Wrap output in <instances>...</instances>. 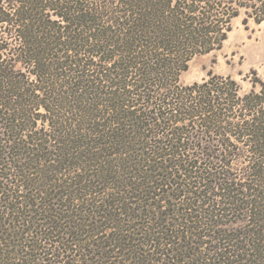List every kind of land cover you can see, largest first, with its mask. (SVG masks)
I'll use <instances>...</instances> for the list:
<instances>
[{
	"label": "trees",
	"instance_id": "1",
	"mask_svg": "<svg viewBox=\"0 0 264 264\" xmlns=\"http://www.w3.org/2000/svg\"><path fill=\"white\" fill-rule=\"evenodd\" d=\"M240 14L0 0V264H264V81H179Z\"/></svg>",
	"mask_w": 264,
	"mask_h": 264
},
{
	"label": "rangeland",
	"instance_id": "2",
	"mask_svg": "<svg viewBox=\"0 0 264 264\" xmlns=\"http://www.w3.org/2000/svg\"><path fill=\"white\" fill-rule=\"evenodd\" d=\"M244 14L231 21V31L219 50L192 58L187 70L180 74L182 85L200 83L209 74L230 76L247 93L256 78L264 81V25L249 20L242 24Z\"/></svg>",
	"mask_w": 264,
	"mask_h": 264
}]
</instances>
